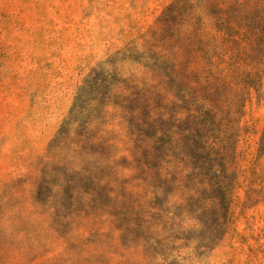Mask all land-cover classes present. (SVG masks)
<instances>
[{
    "label": "rangeland",
    "instance_id": "374dc122",
    "mask_svg": "<svg viewBox=\"0 0 264 264\" xmlns=\"http://www.w3.org/2000/svg\"><path fill=\"white\" fill-rule=\"evenodd\" d=\"M0 264H264V0H0Z\"/></svg>",
    "mask_w": 264,
    "mask_h": 264
}]
</instances>
